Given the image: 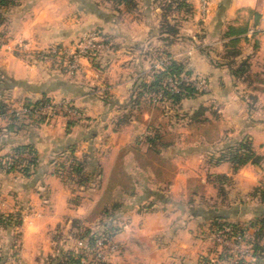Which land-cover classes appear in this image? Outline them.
I'll return each instance as SVG.
<instances>
[{"label": "crops", "instance_id": "0c3cea01", "mask_svg": "<svg viewBox=\"0 0 264 264\" xmlns=\"http://www.w3.org/2000/svg\"><path fill=\"white\" fill-rule=\"evenodd\" d=\"M21 1V6H24L27 0ZM208 1L210 10L206 22L211 32L202 41L203 44L212 45L214 52L211 54L216 62L210 55H202L195 49L197 54L189 58L187 67L206 75L211 83V97L219 95L229 100L233 89L238 88L231 82L238 85L242 82L234 79L223 64L221 55L228 39L223 36V32L228 26L246 24V31L238 42L239 54L235 60H247L251 78L257 75L263 77L264 0ZM133 2L134 6L119 3L112 10L91 8L84 15V18L91 19L93 25L101 27V31L110 39L112 55H120L124 59L123 65H119L120 72L115 81L111 80L113 75L109 71V60L101 66H87L82 72L69 74L47 60L41 58L36 61L26 55L28 51L43 47L61 35L60 30L57 34H46L47 26H43L35 15L40 9L39 4L32 9L33 16L28 15L22 21L9 19L6 23V34L9 37L0 47V53L3 51L5 54L0 59V69L3 71L0 77L6 81L4 87L0 86V99L5 107L11 110L24 99L35 100L41 96L50 100L68 99L85 118L76 121L68 132H65L66 120L61 118L40 126L30 124L33 120L26 117L15 121L7 117L0 119V155L9 152L15 145L30 144L37 157L36 165L28 176L0 171V213L11 214L12 219L18 216L20 219L18 227L7 226L0 230L4 234L9 230L11 234L18 228L22 254L31 251V243L45 236L48 229L60 221L83 219L103 191L110 188L122 190L123 193L122 205L118 209L123 227L115 236L121 258L114 259L113 264H201L200 250L204 248L205 254L209 249L205 250L207 242L197 239L196 233L208 229L212 218L234 222L243 227L259 218L264 219V205L251 194L254 186L264 184V177L262 181L244 178L246 182L241 186V177L247 171L255 175L263 173L261 162L259 165L246 163L235 171L227 162H208V158L216 157L222 147L219 128L212 138L199 134L196 140L185 144L182 141L179 144L163 142L159 131L151 135L147 132L141 141H136L144 148L138 149L139 145L135 144L123 155L134 158L123 167L132 176L130 191L125 193L123 183L113 180L118 154L122 147L134 143L130 128L132 124L138 123L133 114H127L123 122L118 119L127 112L123 103L128 99L132 84L140 76H145V65L150 66V48L155 45L153 43L157 37L152 24L158 22L160 13L159 6L153 0H145L144 4L140 0ZM110 11L115 16L110 15ZM253 13L258 14L256 22ZM131 25H135V31L131 30ZM20 44L25 45V48L20 49L23 55L15 56L9 52L11 47L13 49ZM172 44L162 46L172 53ZM171 58L178 59L173 56ZM139 66L141 68L136 70L135 67ZM128 68L134 73L126 74L124 71ZM250 88L253 93H264V81L253 80ZM13 97L19 102L14 101ZM200 97L190 99L192 103L205 107ZM257 98V95L253 96L256 101ZM113 106H116V112ZM219 118H188L186 125L205 123L215 126L219 124ZM116 123L119 124L114 127ZM253 130L252 125H246L242 133H252ZM148 137L152 138V142L147 141ZM69 145L73 146V155L84 162V173L88 177L84 182L86 186L83 183L79 187L94 190L91 198H86L85 195L89 194L84 193L82 202L76 204L69 202L72 199L71 190L54 174L53 167L58 155L65 153ZM251 146L258 154L253 141ZM138 159L144 160L146 164H140ZM215 175H224L225 179L218 183L214 179ZM246 177L251 176L248 174ZM82 194L79 193L80 196ZM249 230L255 228L250 227ZM14 233H17L16 230ZM263 255L264 250L259 259L261 264H264Z\"/></svg>", "mask_w": 264, "mask_h": 264}, {"label": "rangeland", "instance_id": "374dc122", "mask_svg": "<svg viewBox=\"0 0 264 264\" xmlns=\"http://www.w3.org/2000/svg\"><path fill=\"white\" fill-rule=\"evenodd\" d=\"M144 1L145 0H140L142 4H144ZM186 2L187 3H185L184 0H153V3H155L157 6L165 8L168 5L172 7L166 11V21L168 22V26H171L176 31L174 35H170L171 37L167 36L169 40L173 41L171 46L172 53L169 54L175 58H178L177 60L182 61L183 64L185 62V65L187 66V61H190L189 58L192 57L193 54H197L198 50L202 53V55H210L212 59L214 58L213 54L211 53L214 51L212 50L211 44H203L202 41L207 37V33L211 32V29H209L210 27L206 22L210 10L209 1L206 0L207 11L203 14L200 12V0H186ZM21 4L22 1L17 0L14 6H11L6 10L0 9V20H2L0 22V47H2L8 41L7 39L9 36L6 34L7 29L5 26L6 23L9 22V19L13 21H22L28 15L33 16L34 14H32L31 11L37 4H39L38 9H40L37 10L35 15L38 16V20L42 22L43 26H47L46 29H48V31H46V34H57L60 30L61 35L59 38L55 37L54 39H51V41H49L43 47L28 51L26 55H29L32 60L37 61L40 60L39 55H45L42 52H44L46 49L65 47L68 48L69 51H72L75 43L79 40L82 34L91 31L97 32L100 39L107 38V35L101 31L102 28L97 25H93L91 23V19L84 18V15L91 8L97 9L99 11L102 9H116L117 2L115 0H46L45 2L40 0H27L24 6H21ZM156 11L158 14V9H156ZM109 14L115 16V14L111 13V11ZM156 17L157 16H155V18ZM92 20H94V18ZM158 23L159 20L158 22L155 21V23L152 24L154 27V34L156 33L157 37L153 43L155 45L151 46L150 48L151 54L150 60L148 61L150 62V66L154 64L155 68H159L160 60L164 61L165 58L163 55H159L161 57L159 60L155 58L157 49H165V47L162 46V42H160L158 39ZM133 26L135 25H131L130 28L131 30L134 29L135 31L136 27ZM107 45L108 49L104 52L91 54L89 57L79 59L76 70L72 71L69 70L68 60L63 54H46L50 56H44L41 60H47L50 63H53L57 68L61 67L69 74H75L80 71L82 72V70L87 66H101L104 64V62H106V60H109V71L111 70V74L113 75L111 80L115 81L118 78V72H120L119 65H123L124 59L123 57H120V55H112L110 50L113 45L110 42ZM21 48H25V45H16L13 47V49L11 47L9 52L11 51L15 56H21L24 53L22 50H20ZM195 49H198L197 52ZM192 50L193 52L189 53V51ZM4 55L5 54L2 51L0 53V59H3ZM24 60L26 61V59ZM214 61L216 62L215 59ZM133 63L135 64V61H133ZM136 65H138V63H136ZM145 66L147 71L144 74L147 75L149 73L148 70L150 66ZM140 68L141 66L135 67L136 70H139ZM130 70L131 69L128 68V70L124 72H126V74H133L134 71ZM2 72L3 71L0 69V74H2ZM136 72L137 71H135V73ZM143 78H146V76H143ZM190 79L193 83L199 85L198 91L201 92V94H198L193 98L202 96L199 100L205 104V107L203 106L204 109L201 110V113L197 115V117L203 118V116H208L210 119L220 117L219 124L215 126L214 124L207 125L205 123L204 125H200V123H190L189 125H186V123H188L187 119L193 116L192 112L195 109L199 110V106L197 105L198 103H192L190 98L183 99L182 102H179L177 105H170V103L165 101L161 102L159 100L151 102L147 98H143L141 104L137 108L131 109V112L128 110L129 114H133V116H135L138 121V123H135L134 125L132 124V127L130 128L134 143H130L129 145L122 147L120 153L118 154L119 160L114 165L115 173L112 176L113 180H118L123 183L125 186V193L130 191L132 176L127 174L123 167L128 165L129 162H132L134 158H127L123 155L126 153L127 149L132 148L134 147L133 145L137 144L136 141L139 142L144 138V136H147V132H149L151 135L154 131H159L163 142L171 141L175 144H179L181 141L185 144L187 142L196 140V137L199 134H204V136L206 135L209 138H212L213 135L217 134L218 128L221 130L222 134V137L220 138V141L223 142L221 143L222 145L233 140V136H247L250 141H253L255 151L258 152V154H262L261 156H263L262 160L260 161L262 164L261 167L263 173L260 175H255L254 173L247 171L246 175L249 174L251 177H246V175H243L244 177H241V186L244 182H246L244 181V178H252L250 179L252 181H262V178L264 177V93L258 91L253 93V91H250V85L253 80L257 82H263L264 75L263 77L259 75L255 77L253 76V78L250 77L247 82H242L241 85L236 84V82H231V84L237 85L238 88L235 90L233 89L229 95V100L228 98H222L219 95L215 97H211V95H209L211 83L206 75L201 73V71L200 73H197L194 70L191 71ZM5 85V79L0 77V86L4 87ZM252 94L258 96L257 101L253 99V96L255 95ZM13 99L14 101L19 102L16 97H13ZM60 100L67 101L68 99L51 101L56 103ZM68 101L77 110H79L78 107L74 105V103H72L70 100ZM19 107L20 105L14 107V109L17 110ZM113 111H117L116 106H113ZM117 114L118 113H115V115ZM56 118L75 122L85 119L79 110V118L77 119L72 117H63L61 114H55V116L48 118L41 123L33 120L30 122V124H39L38 126L44 124L46 125L51 121L56 120ZM191 119H193V117ZM246 125H252L254 127L252 133H242L244 132ZM137 145H139L138 149L141 147L144 148V146L141 144ZM68 153L69 152L66 151L63 154L58 155V159H56L53 164L54 169L56 166H58L59 162H62L65 159ZM138 162L140 164H146V162L142 159H138ZM55 175L60 178L65 186L71 190L72 198L73 196L79 198L77 203L82 202L84 193L89 194V196L85 195L86 198H91V196L94 195V192H92L94 190L90 191L85 187L80 188L79 184H75L74 182L67 179H62L58 173ZM248 180L249 179H247V181ZM85 183L84 186H86ZM80 192L83 193L81 196L79 195ZM122 194V190L112 188L105 189L102 195L99 197L97 203L89 209L88 213L84 215L85 217L83 219L72 222H67L66 220L60 221L57 225L51 229H48V231L45 233V236L37 238L35 241H33L31 243V248L33 250L31 249V251L28 253L22 254L20 251L21 243L19 236L20 232L18 231V228L14 229L17 233H14L13 230V233L11 234L9 230H6L5 234L2 232V230H0V264H53L61 256L62 251L69 249L73 250L75 253L82 254L83 257L81 259L82 261H80L81 264H102V262H104L103 264H107V262L108 264H113L114 259L117 258L118 260L121 258V253L116 246L115 236L122 230L123 227L122 220L120 218L121 215L119 214L118 210L122 205ZM83 204L86 205L84 202ZM250 227L253 228L249 225L244 227L246 232L250 234L249 240L251 239V236L254 232V230H249ZM105 228L110 232H112V229H116L117 231L114 235L113 242L102 249L105 259L96 258L93 253L85 251L77 244V241L80 240L77 238L81 235L82 230L87 229L96 233ZM196 234H198L197 239H203L207 242V245H205V250L209 249L208 251L206 250L207 253L205 254L204 248L203 250H200L199 260L201 264H231L227 257L224 259L217 258L219 249L212 241V231L206 228L201 232H197ZM35 242L36 246L34 245ZM260 243L264 246V236L262 237ZM37 244H39L38 248ZM35 248L37 249L34 251ZM129 264L131 263L129 262ZM258 264L261 263L258 262Z\"/></svg>", "mask_w": 264, "mask_h": 264}, {"label": "trees", "instance_id": "16d2710c", "mask_svg": "<svg viewBox=\"0 0 264 264\" xmlns=\"http://www.w3.org/2000/svg\"><path fill=\"white\" fill-rule=\"evenodd\" d=\"M17 0H0V9H8L11 6H14ZM117 4L123 3L127 6H134L133 0H115ZM182 1V0H180ZM185 3L186 0H184ZM171 6L160 7L159 14V23L157 34L158 39L162 42V45L165 47L170 45L173 41L167 38L171 37L176 33L175 29L171 26H168L166 21L167 14L166 11L169 10ZM172 8V7H171ZM254 22L258 19V14L253 13ZM1 18V14H0ZM2 20H0L1 22ZM246 31V24H239L237 26H228L227 29L223 32V36L228 38L225 44L223 45V51L221 58L223 64L227 67L229 74L236 80L241 82H247L250 79L249 74V64L245 58L236 61L235 58L239 54V45L241 35ZM171 35V36H170ZM102 42L109 44L107 38H102ZM256 47V41L254 42V48ZM156 59L159 60L161 55H163L164 61L160 60V67L155 68L154 64L149 67V73L146 78L140 76L138 80L132 84V88L128 99L123 105L126 107L125 113L118 119L119 122L125 121L127 114L131 112V109H135L139 106L140 101L143 98H147L149 101H165L170 103V105H177L181 100L185 98H193L198 94H201L188 80L191 76V70L183 64L182 61L175 60L171 58L169 52L166 49H157ZM160 55V56H159ZM50 55H39V58ZM185 78V79H183ZM169 80L174 82V88L169 85ZM51 100L48 97L41 96L35 100L24 99L20 105L25 107L35 108L37 106L43 105L50 102ZM199 110L195 109L192 114L193 118L196 119L197 115L201 113V110L204 109L203 106L198 107ZM129 110V112H128ZM79 111V110H78ZM7 117L10 121H15L19 118H29L35 120L39 123L43 121V118H35L31 115L29 116H18L15 114V110H8L5 107V104L0 99V119ZM190 117V118H192ZM75 123V121L66 120L65 132H68L70 127ZM119 123H116L114 127H117ZM7 127V126H6ZM156 133H154L155 135ZM147 141L152 142V138L148 137ZM66 150L72 155V162L70 163V169L67 177L62 179H67L75 184L83 185L84 182L88 180L87 175L84 173V162L73 155V146L69 145ZM26 153L30 155L28 159L20 157H10L9 154H20ZM36 151L30 144H18L11 148V150L3 155H0V171L3 172H17L22 176H28L29 173L33 170L36 165ZM262 160V156L256 154L252 150L251 141L247 136H241L238 139H233L229 142H226L222 145L216 157L208 158V162L217 164L222 161L230 164L233 171L242 165L249 163L252 165H259ZM7 163L8 167L4 168L3 163ZM61 162L58 163V166L54 169V173H58V168L60 167ZM59 175V173H58ZM214 179L220 183L225 179L224 175H215ZM251 194L258 198V200L264 205V184L254 186ZM69 202L72 204L77 203V197L69 199ZM72 221H77V219H72ZM20 224V219L18 216H15L14 219L11 218V214L0 213V228L7 226H17ZM255 228L251 239L249 240L251 254L254 258L252 262L248 260L240 259L236 264H258L261 257V253L264 250L263 244L260 243L262 237L264 236V219L259 218L255 221H252L248 224ZM208 229L210 231H220L226 235H233L237 232L244 229L243 226L234 223L228 222L219 218H212L209 222ZM116 229H112V232L106 228L99 232H92L90 230L84 229L81 232V235L77 239H82L86 244L90 245L92 241L102 236L105 243L110 245L113 242L114 235L116 234ZM82 254L75 253L73 250H65L61 252V256L53 264H81ZM227 255L222 251L218 254V259H224ZM1 260V256H0ZM104 262H102L103 264ZM92 264V263H88Z\"/></svg>", "mask_w": 264, "mask_h": 264}, {"label": "built area", "instance_id": "2783aa9c", "mask_svg": "<svg viewBox=\"0 0 264 264\" xmlns=\"http://www.w3.org/2000/svg\"><path fill=\"white\" fill-rule=\"evenodd\" d=\"M207 11L206 0H200V12L203 14ZM108 49L107 43H104L99 38L97 32H88L82 34L79 40L75 43L72 51L68 48H50L46 49L43 54H63L68 60L69 70H76L78 61L81 58L89 57L91 54L102 53ZM185 79V78H183ZM192 85L198 90V84L193 83L188 79ZM169 85L174 88V82L169 80ZM15 110V109H14ZM15 114L18 116H29L35 118H43V121L55 116V114H61L63 117L79 118V111L67 100H60L59 102H48L35 108L25 107L20 105L19 109L15 110ZM10 157H20L28 159L30 155L26 153L9 154ZM72 162V155L67 154L65 159L61 162L58 168L59 176L62 178L67 177L70 163ZM3 167L7 168L8 164L3 163ZM250 234L245 229L237 232L233 235H226L220 231L212 232V241L218 247V251L224 252L227 255V259L231 264H236L238 260L244 259L252 262L254 260L251 254V248L249 243ZM77 244L85 251L93 253L98 259H105L102 253V249L107 246L102 236L95 238L90 245L86 244L84 240L77 241ZM82 261V260H81Z\"/></svg>", "mask_w": 264, "mask_h": 264}]
</instances>
